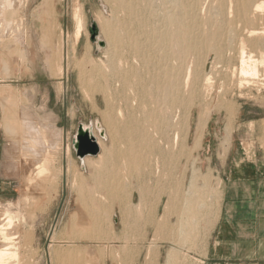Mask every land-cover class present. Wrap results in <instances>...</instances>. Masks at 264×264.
I'll list each match as a JSON object with an SVG mask.
<instances>
[{
  "label": "rangeland",
  "instance_id": "obj_1",
  "mask_svg": "<svg viewBox=\"0 0 264 264\" xmlns=\"http://www.w3.org/2000/svg\"><path fill=\"white\" fill-rule=\"evenodd\" d=\"M147 3L155 5L158 0H0V87L18 94L19 113L21 106L30 105L35 125L42 132L35 140L39 145L35 141L29 144L41 153L37 157L19 143L22 139L18 142L7 132L0 107V151H5L0 159L5 167L0 171V223L6 213L13 221L6 233L0 229V247L5 235L17 232V239L12 241L31 264H143L146 260L163 264L170 250L179 254L176 264H203L213 229L206 230L210 219L213 224L218 217L230 149H245L248 155L264 157V99L236 97L231 103H242L237 115L223 104L222 98L210 106L195 103L180 110L176 119L178 146L174 145V135L167 134V171L158 150L142 168L116 160L110 167L104 163L124 145L112 138L106 126V97H111L115 110L110 112L115 117L119 107L124 108V116L119 117L125 120L130 111L125 95L134 93L137 85H113L107 92L101 89L110 82V78L102 76L106 71L101 70L108 62L112 64L111 57L120 58L118 64L122 67L124 56L131 57L130 48L125 45L123 54L114 55L115 45L100 47L91 38V25L99 29L109 23L119 28L120 20L131 25L126 9ZM75 10L81 12V23L73 14ZM104 35L102 39L106 41ZM208 54L206 68L211 71L216 53ZM86 56L89 65L81 63ZM96 121L108 130L106 139L96 129ZM80 122L93 125L102 143L101 152L87 156L85 161L76 156L72 144ZM30 173H38L39 178L32 185ZM193 184L199 190L210 191L205 206L208 210L204 212L213 215H201L204 219L194 224V235L198 236L193 237L195 241L182 231L186 227L183 224L187 216L182 213L186 199L198 197ZM108 186H114L113 191ZM94 197L103 204L97 230L87 229L88 233L80 227L83 222L77 225L74 220L97 208L89 201ZM164 207L167 219L159 222ZM129 211L128 216H123ZM164 226L167 233L157 229ZM69 250L77 253L82 263L67 260ZM57 251L65 258L58 259Z\"/></svg>",
  "mask_w": 264,
  "mask_h": 264
},
{
  "label": "bare ground",
  "instance_id": "obj_2",
  "mask_svg": "<svg viewBox=\"0 0 264 264\" xmlns=\"http://www.w3.org/2000/svg\"><path fill=\"white\" fill-rule=\"evenodd\" d=\"M137 5L135 9H126L132 18L126 21L132 23L131 25L120 20L121 27L119 28H114L109 23H103L99 27V38L102 39V35L105 34L104 37L107 36V46L115 45L114 55L123 54L121 49L125 45L130 48V52H128L131 55V57L124 56L122 67L118 64L120 58L111 57L112 64L108 62L104 67L105 70H101L106 71L102 76L104 75L103 78L105 79L110 78V82L104 83L101 89L107 92L113 85L124 84L123 86L126 88L134 84L137 85V89L135 87L136 90H133L134 93L129 94L126 92L129 94H126L125 98L127 108L130 111L125 120H122L124 108L119 107L120 110L115 117L110 112L115 107L111 97H106V126H109V133L111 131L112 138L116 139L117 142L118 140L122 141L121 144L124 143V145L120 148H116V146V150H114L116 154L112 158L106 157L104 163H107V166L110 167L109 165L115 164L116 160L117 163L118 161L121 164L126 162L136 168H142L149 164L151 154L158 150V155L163 157L164 170L167 171V134L172 133L174 135V145L178 146L180 136L176 130V119L178 116L180 117L182 108L189 109L195 103L202 106H210L214 104L215 99L217 100L218 98L220 100L222 98L223 104L228 105L237 115V113H241L242 103L238 102V106L235 103H231L232 100L238 99L236 97L264 99V0H158L155 5H148V3L143 6ZM78 12V10H75L73 14L81 23L82 15L79 14L81 12ZM209 51L216 53L211 71H207L206 68L209 61ZM81 63L83 65L88 64L87 56ZM93 76L94 74L91 73V80L94 78ZM113 77H116L115 81L112 79ZM17 96L18 94L11 88L0 87V107L3 112V125L11 136L18 139V142L22 139L19 143L23 147H27L30 152L32 151L35 156L39 157L41 153L33 147L34 145L31 146L32 144H29L37 140V135L39 136L42 132L35 125L34 114L30 111V105L21 106L22 112H18L20 107L16 106ZM219 102L221 103V101ZM223 104L221 105L223 106ZM121 115L122 119L119 117ZM187 118L189 119L188 116ZM99 123V121H96L95 127L99 131L100 136L101 131L105 130V136L101 137L106 139L108 130L106 131L104 126L99 125ZM84 125L85 127H90L97 137V132L94 131L93 125ZM11 136L9 137L11 138ZM227 137L229 138V136ZM97 140L102 146L98 137ZM35 144L39 145L37 142ZM37 145L36 147H39ZM174 145L172 147L176 149ZM183 148L184 146L181 149ZM108 151L110 152L111 149ZM25 152L27 151L25 150ZM85 158L82 160L85 161ZM39 161L38 163H40ZM37 174L34 175L33 173L29 176L30 185L38 178ZM193 185L196 187L195 190L199 191L198 197L187 198L186 207L182 209V213L187 216L183 224L187 228L183 227L182 231H187V237L190 239L195 236L194 224L204 219L200 218L201 215L203 217L204 214L205 216H213L208 211L204 212L207 208L205 207L206 198L210 191H206L205 188V190H199L200 187L197 188L196 184ZM108 187L111 190L114 189V186ZM165 193L167 194V191ZM89 201H93L97 208H92L88 212L85 211V214L74 221L77 222V225H79V222L84 223L83 226H80L82 230L87 231V229L93 228V231H95L97 230L96 225L102 209L101 204L103 203L96 197L92 198V200L90 198ZM129 214L130 211L124 212L123 216H128ZM7 215V213L3 215V222L0 223V229L3 233H6L5 231L9 230L13 225L11 217ZM166 219L167 207H164L163 214L158 221L163 222ZM75 222H73V228L76 227ZM212 222L210 219L208 222L210 224L207 226L206 231H210L213 228L214 223L212 224ZM74 229L76 230L77 227ZM157 229H162L161 231L167 233L166 226L158 227ZM199 232L201 231L199 230ZM11 233L5 235L6 240L3 246L0 247V264H31L26 257H23V254L20 255L21 250L19 251L16 243L12 241L14 237L17 239L18 236H15L17 232ZM123 246L127 247L126 245ZM147 248L149 251L150 247ZM72 251L66 254V259H70L75 263L81 262L78 260L80 257H78L77 253ZM57 254L59 259L62 254L59 255L60 251H57ZM178 256L177 251L170 250L163 264L179 263L177 261ZM143 264H150V262L146 260Z\"/></svg>",
  "mask_w": 264,
  "mask_h": 264
},
{
  "label": "crops",
  "instance_id": "obj_3",
  "mask_svg": "<svg viewBox=\"0 0 264 264\" xmlns=\"http://www.w3.org/2000/svg\"><path fill=\"white\" fill-rule=\"evenodd\" d=\"M5 151H0V159ZM0 163V171H4ZM203 264H264V157L232 147Z\"/></svg>",
  "mask_w": 264,
  "mask_h": 264
},
{
  "label": "water",
  "instance_id": "obj_4",
  "mask_svg": "<svg viewBox=\"0 0 264 264\" xmlns=\"http://www.w3.org/2000/svg\"><path fill=\"white\" fill-rule=\"evenodd\" d=\"M92 35L91 38L94 41H97L100 47L107 46L105 40L100 39V31L96 24L91 25ZM101 125V123H99ZM101 136H105V130L101 131ZM73 148L76 152V156L79 159H83L87 156H96L101 152V146L97 140V137L94 135L90 127H85L84 123L80 122L77 133L72 141Z\"/></svg>",
  "mask_w": 264,
  "mask_h": 264
}]
</instances>
